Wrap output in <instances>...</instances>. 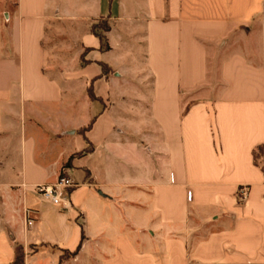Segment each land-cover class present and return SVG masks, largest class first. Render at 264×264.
Returning <instances> with one entry per match:
<instances>
[{
	"label": "crops",
	"instance_id": "crops-1",
	"mask_svg": "<svg viewBox=\"0 0 264 264\" xmlns=\"http://www.w3.org/2000/svg\"><path fill=\"white\" fill-rule=\"evenodd\" d=\"M6 13L0 264L15 242L25 264L58 261L28 253L41 244L79 246L64 264H264V0H15ZM60 174L75 183L67 210L35 190Z\"/></svg>",
	"mask_w": 264,
	"mask_h": 264
},
{
	"label": "built area",
	"instance_id": "built-area-1",
	"mask_svg": "<svg viewBox=\"0 0 264 264\" xmlns=\"http://www.w3.org/2000/svg\"><path fill=\"white\" fill-rule=\"evenodd\" d=\"M75 186L73 180L60 174L57 180L51 184H37L35 185L36 192L45 200L53 204L54 206L62 209H69V201L67 199V192L69 188ZM246 195V188L241 187L238 190V200H242ZM32 221L28 216V210L26 211V222L29 224Z\"/></svg>",
	"mask_w": 264,
	"mask_h": 264
},
{
	"label": "rangeland",
	"instance_id": "rangeland-1",
	"mask_svg": "<svg viewBox=\"0 0 264 264\" xmlns=\"http://www.w3.org/2000/svg\"><path fill=\"white\" fill-rule=\"evenodd\" d=\"M14 2L15 0H0V10H1V14H5L8 10H12L14 7ZM98 25L100 28L98 29V32L102 33L103 30H101L103 27H105L107 25V23H105L104 21H99ZM257 161L260 165H262L264 167V151L262 150H257ZM40 247H44L46 248L48 251L50 252H55L58 254V261L55 262V264H64L66 260L72 258L73 256H69L68 251L57 248L55 246H52L50 244H41L39 246H33L30 245L28 247V253H34L33 251L37 249H39ZM61 260V261H60ZM46 264V263H43Z\"/></svg>",
	"mask_w": 264,
	"mask_h": 264
},
{
	"label": "trees",
	"instance_id": "trees-1",
	"mask_svg": "<svg viewBox=\"0 0 264 264\" xmlns=\"http://www.w3.org/2000/svg\"><path fill=\"white\" fill-rule=\"evenodd\" d=\"M97 28H100L99 25H98V22L92 25V32L99 37V39L101 40L103 45H106L105 44L106 43V38L104 36V32L108 30V28H109L108 24L101 29V30H103L102 33L98 32ZM103 70H104V66H103ZM185 110H186V108H185ZM257 150L264 151V145H258L252 151V157H253L254 164L260 166L261 169L264 172V167L262 165H260L258 163V161H257V157H258L257 153H256ZM78 249H79V246L75 250H73L71 252L68 251V250H66V251H68L69 256H74L77 253ZM63 250H65V249H63ZM35 251L36 250H34L33 252H35ZM10 264H25V249H24V246L21 243L15 242V244H14V258L10 262Z\"/></svg>",
	"mask_w": 264,
	"mask_h": 264
},
{
	"label": "water",
	"instance_id": "water-1",
	"mask_svg": "<svg viewBox=\"0 0 264 264\" xmlns=\"http://www.w3.org/2000/svg\"><path fill=\"white\" fill-rule=\"evenodd\" d=\"M4 16L6 17L7 16V13H5Z\"/></svg>",
	"mask_w": 264,
	"mask_h": 264
}]
</instances>
